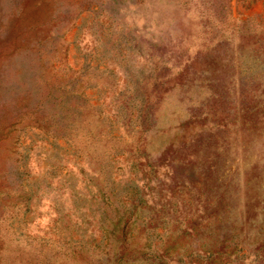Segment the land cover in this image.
Segmentation results:
<instances>
[{
  "label": "rangeland",
  "instance_id": "1",
  "mask_svg": "<svg viewBox=\"0 0 264 264\" xmlns=\"http://www.w3.org/2000/svg\"><path fill=\"white\" fill-rule=\"evenodd\" d=\"M0 264H264V0H0Z\"/></svg>",
  "mask_w": 264,
  "mask_h": 264
}]
</instances>
